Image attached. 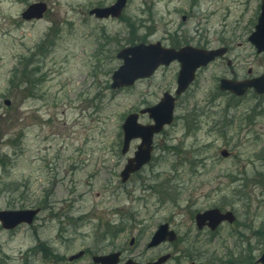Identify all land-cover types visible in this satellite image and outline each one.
Returning a JSON list of instances; mask_svg holds the SVG:
<instances>
[{"label": "rangeland", "instance_id": "rangeland-1", "mask_svg": "<svg viewBox=\"0 0 264 264\" xmlns=\"http://www.w3.org/2000/svg\"><path fill=\"white\" fill-rule=\"evenodd\" d=\"M37 1L46 2V15L24 22L20 13ZM114 1L0 0V210L43 208L31 227H0V264H69L70 253L112 242L128 250L126 257L143 259L159 252L146 244L168 220L182 238L173 251L177 259L166 264L257 258L264 248L258 230L264 226V115L252 127L239 120L260 100L249 94L230 101L215 91L212 76L230 73L225 62L205 71L177 101L171 125L155 136L151 163L123 184L120 170L138 142L122 155L120 126L128 113L175 88L177 65L125 89L109 84L120 65L116 51L135 39L214 47L224 38L238 77L248 67L264 73V53L247 41L260 0H129L120 18L88 15ZM226 118L235 119L227 137L214 134V122ZM140 121L149 122L147 116ZM221 148L231 153L226 159ZM218 205L247 223L257 242L245 243L248 230L244 240L235 236L231 230L241 225L221 226L215 236L196 231L192 214ZM122 220L132 228L119 232ZM111 228L118 235L112 242L103 235Z\"/></svg>", "mask_w": 264, "mask_h": 264}, {"label": "water", "instance_id": "water-1", "mask_svg": "<svg viewBox=\"0 0 264 264\" xmlns=\"http://www.w3.org/2000/svg\"><path fill=\"white\" fill-rule=\"evenodd\" d=\"M126 3V0H117V2L109 8H94L91 9L90 15L94 14L97 18L108 17L109 15L118 17ZM260 16L255 24L254 31L249 35L248 41L257 48V52H264V0L261 1ZM46 10L44 3H37L30 5L23 13L24 19L41 18L43 12ZM213 52V51H211ZM211 52L204 50H197L189 47L180 48L179 51L173 49H164L161 44H138L133 47H126L118 54V58L123 60V65L120 66L112 74V88L122 87L132 84L137 78H145L152 74V72L158 67L159 64H168L171 60L180 62L181 66L178 75V87L175 93L181 95L187 86L191 83L194 77V70L206 64L214 56ZM253 88L258 93H264V74L254 80H245L244 82L231 81L223 79L220 85L221 90H229L233 93L241 95L247 88ZM175 98L168 93H164L159 103L155 106L143 109L139 111L140 114H147L149 118L153 120L150 125H143L138 123L139 116L137 114H129L124 121L123 128V145L122 154H126L129 151V144L133 139H141V143L137 146V150L134 152L130 159H127V163L120 173L121 181L124 182L128 179L131 173L138 171L144 164L150 161L153 135L161 132L164 125L171 123L173 118ZM6 105H9L8 101H5ZM225 156V153L222 152ZM39 209L31 210H3L0 211V222L2 227L6 229H12L14 226L20 223L30 224L35 214ZM232 213L221 214L218 210H210L205 213L197 214L195 221L198 226L201 227L205 224L206 220L212 221L208 223L211 228H215L223 219L231 220ZM168 236L167 225H162L154 233V237L150 245H155L160 241H164ZM264 251V250H263ZM119 253H112V255L94 257V261L98 264H116L119 260ZM78 256H74L76 258ZM72 259V258H70ZM164 258L156 261V263L147 264H160ZM258 263L264 264V252L262 256L257 260ZM126 264H137L132 261Z\"/></svg>", "mask_w": 264, "mask_h": 264}, {"label": "flooded vegetation", "instance_id": "flooded-vegetation-1", "mask_svg": "<svg viewBox=\"0 0 264 264\" xmlns=\"http://www.w3.org/2000/svg\"><path fill=\"white\" fill-rule=\"evenodd\" d=\"M220 41H221L220 46L223 45L225 48H227V51L221 57L214 58V60H212L211 63H209L206 66L201 67V68H199L197 70V73H196L195 79H194L195 85L197 84L198 77L201 74H203L205 71L210 70L212 67H217L219 69V66H221V64L223 62H225L226 67H228L230 69V73H228L226 70L224 71V70H220L219 69L220 71L215 76H212V78H215V81H216V85H215V89H216L215 91L216 92H221V91H219L218 86H219V83L221 82L220 80H222L223 78H229V79H232V80H234V79L235 80H244V79H247V78H255V76H259V75L262 74V72H258V71H256V69L254 70L252 67H248L247 68V74H245L242 77H238L236 75L235 69H232V66H233V63H234V59L232 60V59H230L228 57L232 53V51H231L232 49L228 46L227 39L221 38ZM200 46H201V44L198 47H200ZM203 46H205V48H207V49H210L209 48V44H205ZM212 78H210V80H212ZM221 94L222 95H226L230 101L231 100H242L243 98H245V96H247L249 94L254 95L258 100H260L259 104H257L254 109L249 110L248 111L249 113L246 114V116H244L243 118H241L239 120V122L242 123V124L248 123L249 127H252L256 123V121L254 120L256 118V116L257 115H261V116L264 115V109L261 108V105H264V100L261 99L262 97L264 98V95H257V94H255L254 90H252V89H249L245 93L244 96H236V95L233 96L229 92H226V91L221 92ZM229 105L230 104L226 105L227 108H225L224 112H223V113H225L228 116H229V113H227V112H228ZM233 120L235 121V119L226 118L224 122L217 121L216 124H218L219 126H222V127L226 125V129L228 130V128L231 126ZM251 131L252 130H249V132H251ZM231 178H232V181L234 182V177L232 176ZM165 222L169 224L170 230H172L174 233H176V238L173 239V240H169V238H170V236H169L165 240V242L156 245L154 248H149L148 246H146L147 250H155V249L159 250V252L157 251L158 253L156 252L155 255H149L148 257L145 256V257H143V259L138 258V257L128 258V257L125 256V253H127L126 251H128V250L124 249V248H121V250H119V249H117V247L113 246V242H112V244H110V246H108L110 248H108V247L92 248L91 246H90V248H84L83 249L84 250V254L81 257H86L87 256V258L89 259V264H93L92 263V258H91L92 255H102V254L112 253V251H118V252H120V256L122 257L123 260H125L126 258L127 259H132L133 261L135 260V261H137V262H139L141 264H145L146 262L156 261L158 258L166 256V255H167L166 258H165L166 261L164 262V264L168 263L169 261H173L174 259L176 260L177 256H175L173 254V251H175V249L177 248V245L181 241L182 237L178 233L179 229L177 227H175V225L173 223H171L170 220L165 221ZM131 228L132 227L127 226L125 228V230H127V229L129 230ZM207 232H208V230H207ZM207 236H209V232H208ZM132 239H133V241H135L134 237ZM133 241H132V244H133ZM128 256H129V254H128ZM250 257H251L252 264H256L254 262L256 257L255 258H254V256H250ZM77 261H79V260H77ZM77 261H72V262H70V264H76ZM190 263L196 264L195 261H193V259L189 260V264ZM238 263L239 264H246L243 259L239 260Z\"/></svg>", "mask_w": 264, "mask_h": 264}, {"label": "trees", "instance_id": "trees-1", "mask_svg": "<svg viewBox=\"0 0 264 264\" xmlns=\"http://www.w3.org/2000/svg\"><path fill=\"white\" fill-rule=\"evenodd\" d=\"M135 41H138L137 39H135V40H132V42H134L135 43ZM12 191V190H11ZM260 233L262 234V233H264V231H260ZM263 237H264V235H262Z\"/></svg>", "mask_w": 264, "mask_h": 264}]
</instances>
